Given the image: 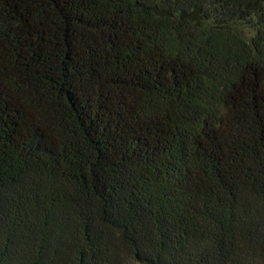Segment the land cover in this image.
<instances>
[{
	"label": "trees",
	"instance_id": "1",
	"mask_svg": "<svg viewBox=\"0 0 264 264\" xmlns=\"http://www.w3.org/2000/svg\"><path fill=\"white\" fill-rule=\"evenodd\" d=\"M125 260L264 264V0H0V264Z\"/></svg>",
	"mask_w": 264,
	"mask_h": 264
},
{
	"label": "rangeland",
	"instance_id": "2",
	"mask_svg": "<svg viewBox=\"0 0 264 264\" xmlns=\"http://www.w3.org/2000/svg\"><path fill=\"white\" fill-rule=\"evenodd\" d=\"M236 31L245 39H250L254 34V28L251 24L245 22H237L233 26ZM126 264H137L131 260H125Z\"/></svg>",
	"mask_w": 264,
	"mask_h": 264
}]
</instances>
